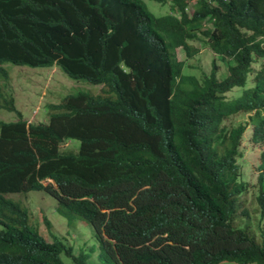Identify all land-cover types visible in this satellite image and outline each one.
<instances>
[{
    "label": "trees",
    "instance_id": "trees-1",
    "mask_svg": "<svg viewBox=\"0 0 264 264\" xmlns=\"http://www.w3.org/2000/svg\"><path fill=\"white\" fill-rule=\"evenodd\" d=\"M153 1L168 10L0 0V77L7 63L58 66L102 85L48 103L38 123L0 86V108L18 116L0 120V264H264V0ZM202 51L210 72H194ZM240 113L249 120L226 124ZM249 128L254 205L241 171ZM30 191L52 195L69 225L87 222L89 238L47 239L7 196Z\"/></svg>",
    "mask_w": 264,
    "mask_h": 264
},
{
    "label": "rangeland",
    "instance_id": "rangeland-1",
    "mask_svg": "<svg viewBox=\"0 0 264 264\" xmlns=\"http://www.w3.org/2000/svg\"><path fill=\"white\" fill-rule=\"evenodd\" d=\"M145 1L148 7L155 12L160 11L156 7H160L161 10H163L162 13L169 8L167 4L158 5L153 0ZM194 63L201 67L194 68V72L199 71L198 69L210 72L212 68V57L211 55L203 54L200 59L199 57L195 59L193 61V64ZM5 67L10 71V76L8 80L1 76L0 85L15 96L18 110H20L29 121L33 120L36 123L49 119L48 103L59 102L69 93L73 94L81 90L96 94L101 90L102 86L84 80H74L58 66L30 67L7 63ZM220 72L224 74L226 72V66H223ZM252 77L253 75L251 74L249 77L250 84ZM241 91L242 89L239 87L234 89V92L237 94ZM0 118L7 121L16 120L17 115L15 112L0 109ZM248 120V113H240L229 117L226 120V124H238ZM250 133L251 128L248 129L243 140V156L241 157L243 166L241 171H243L250 185V190L245 197L248 198L249 204L254 205V193L259 187L258 180L260 171L257 169V165L260 161L261 149L251 142ZM73 146L77 149L79 143L73 141ZM9 196L12 197L13 200L21 201L22 205L29 209L31 222L39 227L40 231L47 239L51 240L54 235H56L59 238L67 239V241L79 243L89 238V232H91L90 225L83 220H80L75 226L69 225L67 218L57 211V201L49 193L45 191H30L27 193H13ZM46 220L50 221V227L46 224ZM97 264L99 263L97 262Z\"/></svg>",
    "mask_w": 264,
    "mask_h": 264
},
{
    "label": "clouds",
    "instance_id": "clouds-1",
    "mask_svg": "<svg viewBox=\"0 0 264 264\" xmlns=\"http://www.w3.org/2000/svg\"><path fill=\"white\" fill-rule=\"evenodd\" d=\"M9 74H10V71H9ZM10 76V75H9ZM219 76H220V78H222V76H221V73H219ZM1 78V77H0ZM9 79V78H8ZM8 79H6V80H8ZM1 84V83H0ZM1 86V85H0ZM229 96H232V93H231V95H229ZM15 97V96H14ZM16 101V100H15ZM0 109H3V108H0ZM12 112H15L16 113V115H17V112L16 111H12ZM23 114V113H22ZM23 116V118L24 119H26L27 121H28V123H32V122H34L33 120L32 121H29L24 115H22ZM17 119H18V116H17ZM16 119V120H17ZM0 120H4V119H1L0 118ZM4 121H6V122H12V121H15V120H10V121H7V120H4ZM44 183L45 184H49V183H53L55 186H57V183L55 182V180L54 179H52V178H47V179H45L44 180ZM10 195V193L9 194H7V196L9 197V198H12V197H10L9 196ZM18 202H21V201H18Z\"/></svg>",
    "mask_w": 264,
    "mask_h": 264
}]
</instances>
